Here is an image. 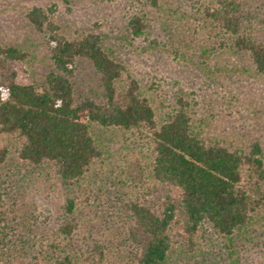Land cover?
I'll return each mask as SVG.
<instances>
[{"label":"trees","instance_id":"1","mask_svg":"<svg viewBox=\"0 0 264 264\" xmlns=\"http://www.w3.org/2000/svg\"><path fill=\"white\" fill-rule=\"evenodd\" d=\"M134 1L166 28L189 22L213 51L264 78V0ZM57 12L52 4L25 15L50 61L29 84L17 81L16 64L30 63L31 52L0 42V264H211L209 232L231 257L238 237L262 239V146L206 136L187 96L163 112L102 34L71 35ZM155 27L144 12L126 23L133 39ZM171 53L176 61L184 54ZM85 66L91 87L80 79ZM41 178L57 180L64 196L50 230L28 201L30 182Z\"/></svg>","mask_w":264,"mask_h":264},{"label":"rangeland","instance_id":"2","mask_svg":"<svg viewBox=\"0 0 264 264\" xmlns=\"http://www.w3.org/2000/svg\"><path fill=\"white\" fill-rule=\"evenodd\" d=\"M52 4L58 6L55 21L69 34L88 30L102 34L115 56L151 92L160 110L167 112L177 97L187 96L192 119L206 136L241 148L258 142L264 150V78L257 76L247 61L213 51L206 36L191 34L189 22L166 28L161 25L160 14L134 0H72L70 9L61 0H0V42L21 46L32 54L30 63L16 64L19 83L29 84L50 67L44 38L25 15L33 6L47 8ZM135 12L146 13L156 25L148 39H133L127 32V19ZM188 42H192L190 47L185 45ZM176 49L184 53L178 61L171 53ZM203 49L209 51L205 57L201 56ZM91 73L86 66L80 70L85 86L94 85ZM142 148L137 146L136 152ZM121 154L125 152L119 150L114 155V166ZM28 201L35 208L42 230L56 226L64 201L57 180L41 178L30 182ZM209 238L206 250L211 264H231L236 258L240 264H264V237L253 236L250 241L238 237L232 257L223 239L212 232Z\"/></svg>","mask_w":264,"mask_h":264}]
</instances>
